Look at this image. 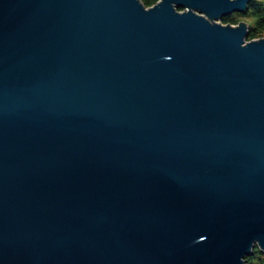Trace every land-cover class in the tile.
Returning <instances> with one entry per match:
<instances>
[{
	"label": "water",
	"instance_id": "water-1",
	"mask_svg": "<svg viewBox=\"0 0 264 264\" xmlns=\"http://www.w3.org/2000/svg\"><path fill=\"white\" fill-rule=\"evenodd\" d=\"M250 1L0 0V264L264 252Z\"/></svg>",
	"mask_w": 264,
	"mask_h": 264
},
{
	"label": "trees",
	"instance_id": "trees-1",
	"mask_svg": "<svg viewBox=\"0 0 264 264\" xmlns=\"http://www.w3.org/2000/svg\"><path fill=\"white\" fill-rule=\"evenodd\" d=\"M146 6L152 5L157 0H141ZM247 13H250L254 16L255 22L252 25H249L248 30V38L251 39L256 35V32L258 30H261L264 28V2L262 0H251L249 3V9L247 10ZM222 22L224 23H235L233 17L231 15H227L222 18ZM259 250L257 247L253 249V253L250 255H247L245 258L244 264H251V258L255 257V254ZM261 260L259 264H264V256L262 258H259Z\"/></svg>",
	"mask_w": 264,
	"mask_h": 264
},
{
	"label": "rangeland",
	"instance_id": "rangeland-1",
	"mask_svg": "<svg viewBox=\"0 0 264 264\" xmlns=\"http://www.w3.org/2000/svg\"><path fill=\"white\" fill-rule=\"evenodd\" d=\"M262 1L264 2V0H262ZM230 15L233 17V19L235 21H237V22L232 23V24H236L239 21H244L247 24L252 25L255 22L254 16L251 15L250 13H247V12L246 13H243V12H233ZM218 21L222 22V19H218ZM263 36H264V28L261 29V30H258L256 32V35L253 38H251V39L260 38V37H263ZM246 39L247 40L249 39L248 36L246 37ZM263 256H264V252H262L260 250H257V252L255 254V257H252L251 258V264H259V262L261 261V260H259V258H262Z\"/></svg>",
	"mask_w": 264,
	"mask_h": 264
}]
</instances>
